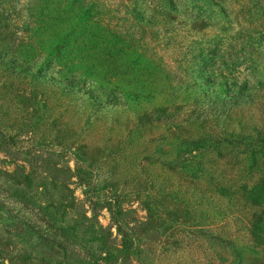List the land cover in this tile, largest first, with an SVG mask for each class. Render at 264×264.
Instances as JSON below:
<instances>
[{
    "label": "rangeland",
    "instance_id": "rangeland-1",
    "mask_svg": "<svg viewBox=\"0 0 264 264\" xmlns=\"http://www.w3.org/2000/svg\"><path fill=\"white\" fill-rule=\"evenodd\" d=\"M0 9V264H264V0Z\"/></svg>",
    "mask_w": 264,
    "mask_h": 264
},
{
    "label": "trees",
    "instance_id": "trees-1",
    "mask_svg": "<svg viewBox=\"0 0 264 264\" xmlns=\"http://www.w3.org/2000/svg\"><path fill=\"white\" fill-rule=\"evenodd\" d=\"M1 10V9H0ZM2 21L0 19V25H1ZM2 57V51L0 50V61L2 64H4L7 68L12 69L14 71L17 72H22L28 76H31L33 78H38L40 80H42L43 82L49 83V84H59V81L57 80L56 77H52V76H47L45 75L44 77H42L40 75V70L37 69L36 72H34L36 65H32V66H28V67H22V66H18L16 63V60L13 59L12 57L9 56L10 59H1ZM38 67V66H37ZM211 83V87H209L208 89H203L200 90V93L198 94L199 97H203V100H208L210 103H214L216 100H218L220 97L219 95L215 94L216 93V84L215 83ZM239 92L243 93L244 91L247 90L246 86H239L238 87ZM93 91L90 92L91 94H93V92H98V95H92V97H90V94L87 92L86 94L89 95V99H92L94 104H96V106L100 107V109H104L105 107H110V108H117L120 106H126L128 104L127 101H131L133 102L132 104L134 105H140L141 102H139L138 100H136L135 98H132L134 95H137L136 92H130V93H124L123 99H124V103L125 104H120L117 102V98L118 96L115 95L114 92L112 91H107V90H103V91H98L99 89L93 88ZM227 92L230 94L233 91L230 90L228 88ZM194 93L196 94L197 92L194 91ZM127 95H131L132 97H126ZM228 100H232L234 97L233 95H228L227 97ZM229 144H233L231 142H228ZM242 144V143H240ZM194 145L198 146V147H202V148H208L210 145V141L206 140V139H198L194 142ZM161 153V152H160ZM250 156H252V159L254 160V163L256 162V159L258 158V155L255 154L254 151H250ZM166 159H168V156H165ZM190 165H191V161H185L184 162V167L186 169L190 170ZM198 169L200 170L199 172H204L200 167L201 165L198 164ZM85 184V183H84ZM90 186L87 185L86 187V191L84 192L86 199L88 201H92L94 200L93 197H91V195L88 194L89 190H90ZM91 204L93 205V208L96 207V205L98 204L97 200L92 201ZM95 206V207H94ZM105 208H107L109 215H110V219L113 222V225L116 226V228L118 229L119 232H123L124 231V227H127V225L124 222L123 217H125L127 215L126 212H123V210L121 209V207L119 206V204H115V205H111V203L107 204L105 206Z\"/></svg>",
    "mask_w": 264,
    "mask_h": 264
}]
</instances>
